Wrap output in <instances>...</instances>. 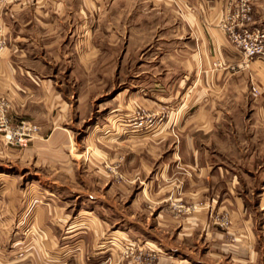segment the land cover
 <instances>
[{
	"label": "rangeland",
	"instance_id": "rangeland-1",
	"mask_svg": "<svg viewBox=\"0 0 264 264\" xmlns=\"http://www.w3.org/2000/svg\"><path fill=\"white\" fill-rule=\"evenodd\" d=\"M47 1L55 11L28 7L6 22L62 25L25 31L59 43L48 48L49 65L25 63L52 76L70 137L37 143L40 124L0 97L13 125L40 128L25 146L0 135V264H264V144L249 142L252 101L214 89L206 71L224 63L200 60L218 54L202 45L204 34L243 56L231 26L244 0H223L222 14L217 0ZM249 3L250 21L234 31L259 28ZM197 19L216 33L204 27L203 36ZM0 21L3 37L4 14ZM201 106L218 118L213 130L196 126ZM196 157L197 168L213 171L193 169ZM228 188L248 222L233 216L230 201L213 205L230 199Z\"/></svg>",
	"mask_w": 264,
	"mask_h": 264
},
{
	"label": "crops",
	"instance_id": "crops-1",
	"mask_svg": "<svg viewBox=\"0 0 264 264\" xmlns=\"http://www.w3.org/2000/svg\"><path fill=\"white\" fill-rule=\"evenodd\" d=\"M34 2H36L37 7L32 6ZM45 2L47 5L49 4L47 0H22L20 3L12 5L11 7L0 5V14H4V22L6 24L4 30L6 34L5 36L3 35V37H5V44L0 48V97L7 96L11 101V109L21 117L24 115L26 118H33L38 124H40L41 136L37 143L52 145L56 143L60 144L58 141L61 138L60 136L64 137V142L69 141L68 137L70 136L61 128L59 119L64 116L63 112L66 109V104L64 99L59 96V92L52 81V76L50 74L43 75L42 72L38 71V68L30 67L26 65L25 62H44L45 60V63L49 65L50 63L48 62V59L45 58L49 53L48 48H53L59 43L58 39H55V35L51 33H47L41 37H33L32 35L25 33V31H31L38 28L50 32L56 28V25H62L48 22L36 23L33 22V20L24 24L6 22L9 16L15 18L16 15L28 7L33 8L36 13L39 12L41 14H48L49 11H55L54 8L43 6V3ZM60 5L61 3H58V10L56 11H62V14H64L66 8L63 3L62 6ZM215 6L217 12L221 11L222 14L223 0L215 1ZM254 6L255 24L259 28L264 29V0H254ZM207 16V19H212L210 18L209 13H207L206 17ZM214 20L216 21V19ZM207 21L210 25L213 24V20ZM194 26L199 33L201 32V28L202 35L204 34L205 28H207L208 35H210L211 31L213 34L217 31L215 28L209 27L202 21H199V19H197ZM204 35L206 37L203 38L202 45H205V48L208 47L207 45H209V47L211 46L210 50L213 48L218 54L204 55L200 60L202 62L212 63L221 59V62L224 63L221 69H207L205 74L207 80L213 85V87H215L214 89H220L224 94L231 92L249 96L252 101L250 102V105L252 106V118L249 124L252 126V130L249 136V142L254 146L264 144V100L258 98L255 99L250 96L252 86H260L261 88H264V62L256 59L247 64H243V61H245L244 57L239 53H233L230 51L223 39L216 38V40H211L207 34ZM3 37H0V42ZM49 38H52V40H49ZM42 50L44 52H40ZM199 96L195 99V105L202 102L201 96ZM260 97L263 99L264 94ZM55 110H57V113H55ZM217 111L218 110L215 112ZM199 113L200 114H198V117L196 118V126L200 129L206 125L213 130L216 126L215 123H218V118L214 116V113L203 109L202 106L200 107ZM193 165V169L199 167L198 157L195 158ZM213 168L214 166L197 168V171L201 175L210 174L213 171ZM225 171L228 173V170L225 169ZM223 173L224 172L222 171V174ZM228 192L230 193V199H221L219 202L217 199H213V205L214 201L219 205L225 204L226 201H230L229 204L232 203L237 206V210L232 211L233 216L240 219L242 218L241 220L245 223L248 222L249 218L245 216L244 202L242 198L236 196L230 188H228ZM14 206L17 210L16 201ZM257 208L262 211L264 221V193H262L258 199ZM40 210L41 208L38 209V212H40ZM35 216L39 219V215L36 214ZM244 233L245 235L243 237H249V239L252 238L251 232L248 230Z\"/></svg>",
	"mask_w": 264,
	"mask_h": 264
},
{
	"label": "built area",
	"instance_id": "built-area-1",
	"mask_svg": "<svg viewBox=\"0 0 264 264\" xmlns=\"http://www.w3.org/2000/svg\"><path fill=\"white\" fill-rule=\"evenodd\" d=\"M250 17L251 7L249 0H244L234 17L237 22L231 26L232 40L240 48L246 60L258 58L264 62V29L255 27L253 30L243 28L241 32L234 31L236 26L241 28L247 25ZM2 33L3 27L0 21V35ZM262 94H264V88L251 87V95L254 98H258ZM8 109V103L0 99V135L9 144L25 146L39 134L40 128L29 121H21L19 124L13 125L7 116Z\"/></svg>",
	"mask_w": 264,
	"mask_h": 264
}]
</instances>
